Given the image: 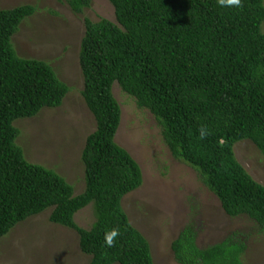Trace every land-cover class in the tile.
I'll return each mask as SVG.
<instances>
[{
  "label": "trees",
  "instance_id": "obj_1",
  "mask_svg": "<svg viewBox=\"0 0 264 264\" xmlns=\"http://www.w3.org/2000/svg\"><path fill=\"white\" fill-rule=\"evenodd\" d=\"M108 1L115 22L85 19L80 42L81 95L96 122L82 151L81 194L54 169L26 159L16 124L61 107L70 87L48 61L14 48L12 37L36 6L0 9V238L51 209L49 221L77 233L88 264H153L150 243L122 207L143 174L115 141L122 117L115 83L153 115L173 158L199 174L225 214L264 234V185L235 154L237 144L250 142L264 157V0H241L239 8L216 0ZM67 4L82 14L91 0ZM200 125L210 133L203 140ZM90 205L95 222L83 229L74 216ZM112 228L119 235L108 248L103 237ZM249 235L233 232L200 248L189 225L171 249L179 264H246Z\"/></svg>",
  "mask_w": 264,
  "mask_h": 264
},
{
  "label": "rangeland",
  "instance_id": "obj_2",
  "mask_svg": "<svg viewBox=\"0 0 264 264\" xmlns=\"http://www.w3.org/2000/svg\"><path fill=\"white\" fill-rule=\"evenodd\" d=\"M21 5L36 6L37 11L12 37L14 48L21 57L48 61L70 92L61 107L45 108L34 118L18 121L19 143L25 147L29 162L54 169L81 194L85 188L82 151L96 122L81 95L80 42L85 19L115 22L114 9L108 0H91L90 8L82 14L73 13L67 0H0V9ZM113 88L122 109L115 141L132 155L143 174L142 186L124 197L122 207L132 225L150 243L153 264H179L171 245L189 225L197 232L200 248L214 245L233 232L249 233L245 239V263L264 264V234L252 235L251 222L228 217L219 200L202 184L199 174L173 158L153 115L138 109L118 83ZM235 154L252 178L264 185V157L257 148L242 142L235 146ZM50 213L48 209L30 217L0 238V264L90 262L79 248L77 233L51 223ZM74 220L83 229L91 228L95 222L92 206L77 212Z\"/></svg>",
  "mask_w": 264,
  "mask_h": 264
},
{
  "label": "clouds",
  "instance_id": "obj_3",
  "mask_svg": "<svg viewBox=\"0 0 264 264\" xmlns=\"http://www.w3.org/2000/svg\"><path fill=\"white\" fill-rule=\"evenodd\" d=\"M216 4L218 7H234V8H239L241 7V0H216ZM198 131V138L203 140L206 138L207 135H209V130L207 126L205 125H200L199 128L197 129ZM119 235V232L117 229L112 228L110 230H107L104 233V246L111 248L114 245V241L117 239Z\"/></svg>",
  "mask_w": 264,
  "mask_h": 264
}]
</instances>
